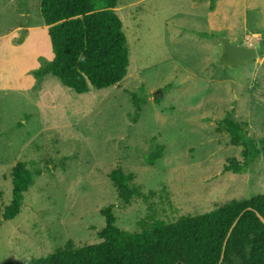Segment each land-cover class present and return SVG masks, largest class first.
<instances>
[{
	"label": "rangeland",
	"instance_id": "rangeland-1",
	"mask_svg": "<svg viewBox=\"0 0 264 264\" xmlns=\"http://www.w3.org/2000/svg\"><path fill=\"white\" fill-rule=\"evenodd\" d=\"M130 48L127 78L78 95L36 72L54 60L40 0H0V205L13 197V169L36 175L21 214L0 229V264L40 259L72 241L102 242V212L140 232L156 218L210 214L234 200L264 195V157L246 173L218 131L230 114L264 139V0H118ZM257 49L235 69L221 64L219 39ZM141 103L139 114L136 98ZM164 148L155 166L146 159ZM134 174L141 195L125 205L110 179Z\"/></svg>",
	"mask_w": 264,
	"mask_h": 264
},
{
	"label": "trees",
	"instance_id": "trees-1",
	"mask_svg": "<svg viewBox=\"0 0 264 264\" xmlns=\"http://www.w3.org/2000/svg\"><path fill=\"white\" fill-rule=\"evenodd\" d=\"M40 3L54 60L38 70L37 77H54L78 95L109 90L127 78L131 56L123 21L116 13L118 0ZM134 102L140 114L146 100L137 97ZM218 131L229 134L232 146L244 148L243 161L230 159L226 173L242 175L264 157V139L255 141L232 114L219 123ZM163 154L164 148H159L146 161L155 166ZM41 175L25 163L13 169V197L3 212L0 205V229L21 214L25 194L35 185V176ZM110 179L125 205L142 196L133 185L134 174L120 168ZM102 214L106 226L98 234L101 243L77 247L70 241L48 257L18 264H264V223L259 218H264V195L234 200L210 214L181 217L173 224L150 218L139 224L140 232L120 229L112 208Z\"/></svg>",
	"mask_w": 264,
	"mask_h": 264
},
{
	"label": "water",
	"instance_id": "water-1",
	"mask_svg": "<svg viewBox=\"0 0 264 264\" xmlns=\"http://www.w3.org/2000/svg\"><path fill=\"white\" fill-rule=\"evenodd\" d=\"M219 48L222 53L220 62L226 68L235 69L242 67L253 61H257L260 57L257 49L235 44L227 37L219 39ZM259 218L264 223V218L261 215H259ZM233 229L231 230V233Z\"/></svg>",
	"mask_w": 264,
	"mask_h": 264
}]
</instances>
